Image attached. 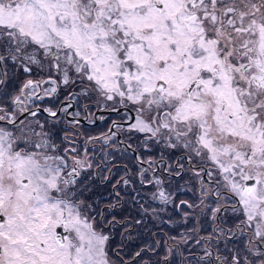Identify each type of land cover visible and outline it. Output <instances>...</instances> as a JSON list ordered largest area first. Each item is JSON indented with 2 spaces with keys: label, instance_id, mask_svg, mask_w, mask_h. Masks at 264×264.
I'll return each instance as SVG.
<instances>
[{
  "label": "snow or ice",
  "instance_id": "obj_1",
  "mask_svg": "<svg viewBox=\"0 0 264 264\" xmlns=\"http://www.w3.org/2000/svg\"><path fill=\"white\" fill-rule=\"evenodd\" d=\"M0 264H264V0H0Z\"/></svg>",
  "mask_w": 264,
  "mask_h": 264
},
{
  "label": "flooded vegetation",
  "instance_id": "obj_2",
  "mask_svg": "<svg viewBox=\"0 0 264 264\" xmlns=\"http://www.w3.org/2000/svg\"><path fill=\"white\" fill-rule=\"evenodd\" d=\"M33 79H40L34 77ZM24 80V79H23ZM22 80V82H23ZM19 84L16 83H11L9 87H16ZM49 87V85H42V88ZM42 88L40 90H37L38 95H43ZM76 91L75 89L71 87H67L66 89L61 85L58 88V92L54 94L53 96L45 97L43 101L36 99L35 96L32 98V102L36 105H40L41 107H54V108H59L65 106L67 103H72L73 107L69 108V113L73 111H81V117L80 119V125L79 127H73L71 124L72 117L64 112H60L58 115V122L56 123V130L59 131L61 129H65L69 132V134L74 133V132H79L83 133V136H80L79 139L77 140L78 145L83 144V140L87 136H99L102 133H105L108 131L109 127L111 126V123L113 120H121L122 117L116 113H111L108 111H105L102 107L97 108L96 106H91L89 108L88 112V118L85 119V113L83 112L82 105L85 103L82 98H76L75 100L69 101L66 100L65 97L69 95V93H72ZM101 117H104L101 119ZM40 119H48L50 121L56 119V118H51L48 117L47 114L41 113L40 114ZM95 121L94 123H90L89 121ZM113 131H117V135L113 138V141H127V136L125 133L119 132L116 129H113ZM134 143V147L136 142ZM124 145L121 144L120 147L122 148ZM88 149L90 154L95 158L96 162H99L100 160L103 159L102 155V150L103 151H110L112 152V155L115 158V163L119 166L118 168L114 169L115 175L119 176L123 173V165L127 163L129 167H131L132 163L135 160V157L139 155L140 153L138 152H133L129 150L126 153H121L117 152L113 149H105L103 142H96L94 144H89ZM149 156L159 159L160 157V150L159 148H153L151 152H146L144 153V159H148ZM104 174V173H102ZM188 196H191V193H187ZM184 198V197H182ZM119 237H117L118 239Z\"/></svg>",
  "mask_w": 264,
  "mask_h": 264
},
{
  "label": "rangeland",
  "instance_id": "obj_3",
  "mask_svg": "<svg viewBox=\"0 0 264 264\" xmlns=\"http://www.w3.org/2000/svg\"><path fill=\"white\" fill-rule=\"evenodd\" d=\"M34 77H36V78H40L39 76H35V75H33L32 77H27L25 74H23V73H18V78L17 79H15L14 81H13V83H16V84H19V83H22V80L23 79H26V78H34ZM63 86V85H62ZM64 87V86H63ZM65 89H66V87H64Z\"/></svg>",
  "mask_w": 264,
  "mask_h": 264
}]
</instances>
